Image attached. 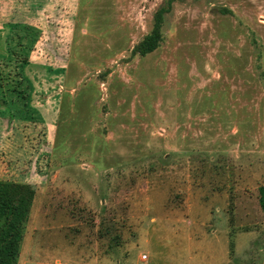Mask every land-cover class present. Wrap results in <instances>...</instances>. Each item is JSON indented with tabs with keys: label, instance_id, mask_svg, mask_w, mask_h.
I'll list each match as a JSON object with an SVG mask.
<instances>
[{
	"label": "rangeland",
	"instance_id": "obj_1",
	"mask_svg": "<svg viewBox=\"0 0 264 264\" xmlns=\"http://www.w3.org/2000/svg\"><path fill=\"white\" fill-rule=\"evenodd\" d=\"M165 1L0 0L4 126L48 129L17 264H264V0H174L133 55Z\"/></svg>",
	"mask_w": 264,
	"mask_h": 264
},
{
	"label": "trees",
	"instance_id": "obj_2",
	"mask_svg": "<svg viewBox=\"0 0 264 264\" xmlns=\"http://www.w3.org/2000/svg\"><path fill=\"white\" fill-rule=\"evenodd\" d=\"M173 2L174 0H166L157 8L154 13L152 30L135 44L132 49L133 55L145 56L161 46L164 40L162 28L165 15L171 10ZM31 43L30 41L29 44ZM29 44L26 41L19 43L21 47L30 46ZM11 51H15L13 55L17 53L14 48ZM17 70L19 69L17 68ZM16 74L17 77L13 78ZM8 75H10V81L7 84L6 80L3 79L5 77H2V74L0 75V93H22L21 91L17 92V88L25 83L22 74L11 73ZM35 193L36 190L31 183L0 180V264H17L24 225L29 218ZM230 204V208H232L233 202ZM259 204L264 211V185L259 186ZM232 216L231 224L234 220ZM229 246L232 252L234 250V239L232 237Z\"/></svg>",
	"mask_w": 264,
	"mask_h": 264
},
{
	"label": "crops",
	"instance_id": "obj_3",
	"mask_svg": "<svg viewBox=\"0 0 264 264\" xmlns=\"http://www.w3.org/2000/svg\"><path fill=\"white\" fill-rule=\"evenodd\" d=\"M0 101V180H11L18 182L31 183L28 171L32 170L30 164V153L35 151L38 145L43 144L48 138L46 137L47 125L43 118L37 119L31 114L21 117L14 114L8 120V125L4 126L5 117L10 110L14 109L17 101L14 96H1ZM10 102V103H9ZM19 108V106L17 107ZM30 119V120H27ZM33 119V121H31ZM19 156L23 154L24 159L19 160ZM23 156V157H24ZM22 157V158H23ZM28 174V175H27Z\"/></svg>",
	"mask_w": 264,
	"mask_h": 264
},
{
	"label": "built area",
	"instance_id": "obj_4",
	"mask_svg": "<svg viewBox=\"0 0 264 264\" xmlns=\"http://www.w3.org/2000/svg\"><path fill=\"white\" fill-rule=\"evenodd\" d=\"M141 264H144V263H141Z\"/></svg>",
	"mask_w": 264,
	"mask_h": 264
}]
</instances>
